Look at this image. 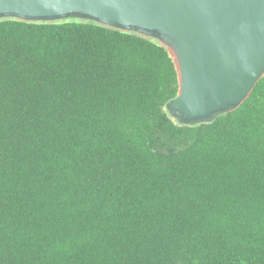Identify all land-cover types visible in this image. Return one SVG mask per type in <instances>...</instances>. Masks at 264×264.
Instances as JSON below:
<instances>
[{"label":"trees","instance_id":"16d2710c","mask_svg":"<svg viewBox=\"0 0 264 264\" xmlns=\"http://www.w3.org/2000/svg\"><path fill=\"white\" fill-rule=\"evenodd\" d=\"M167 49L0 20V264H264V76L181 125Z\"/></svg>","mask_w":264,"mask_h":264},{"label":"water","instance_id":"95a60500","mask_svg":"<svg viewBox=\"0 0 264 264\" xmlns=\"http://www.w3.org/2000/svg\"><path fill=\"white\" fill-rule=\"evenodd\" d=\"M1 19H79L158 40L178 73L166 110L181 125L236 110L264 76V0H0Z\"/></svg>","mask_w":264,"mask_h":264},{"label":"rangeland","instance_id":"374dc122","mask_svg":"<svg viewBox=\"0 0 264 264\" xmlns=\"http://www.w3.org/2000/svg\"><path fill=\"white\" fill-rule=\"evenodd\" d=\"M154 40V39H153ZM159 44H160V42L158 41V40H156Z\"/></svg>","mask_w":264,"mask_h":264}]
</instances>
